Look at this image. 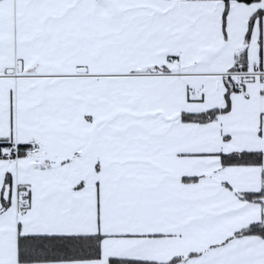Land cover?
Returning <instances> with one entry per match:
<instances>
[{
	"label": "snow or ice",
	"instance_id": "1",
	"mask_svg": "<svg viewBox=\"0 0 264 264\" xmlns=\"http://www.w3.org/2000/svg\"><path fill=\"white\" fill-rule=\"evenodd\" d=\"M0 264H264V0H0Z\"/></svg>",
	"mask_w": 264,
	"mask_h": 264
}]
</instances>
